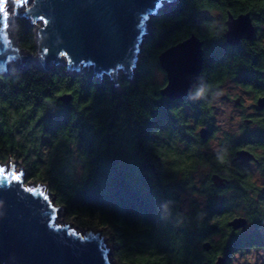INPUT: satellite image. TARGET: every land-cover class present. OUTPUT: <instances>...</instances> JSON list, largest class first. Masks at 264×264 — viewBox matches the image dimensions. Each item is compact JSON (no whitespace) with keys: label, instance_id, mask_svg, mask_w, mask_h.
<instances>
[{"label":"trees","instance_id":"1","mask_svg":"<svg viewBox=\"0 0 264 264\" xmlns=\"http://www.w3.org/2000/svg\"><path fill=\"white\" fill-rule=\"evenodd\" d=\"M214 12L221 18L215 20ZM228 12L250 15L257 33L249 43L260 46L264 0H177L152 19L134 79L130 82L121 76L120 89L108 77L97 80L90 71L71 74L65 65L49 72L31 64L23 71L12 65L7 76L0 75V162L20 161L30 183L47 188L67 223L79 230L101 231L120 264H184L178 250L171 248L170 252V225L180 220L182 227L195 228L194 219L184 213L174 219L164 201L172 195L168 188L162 200L159 195H148L152 185L141 157L137 167L129 166L142 150L144 155L149 148L151 159L165 149L164 171L151 161L149 176L166 182L176 179L177 188L171 190L181 195L188 190L207 192L208 188H197L191 181L205 157L200 144L194 145L189 120L193 117L197 122L204 110L200 100L186 113L183 108L156 105L161 98L153 73L144 71L157 68L162 50L195 34L210 50L214 72H237L234 58L228 63L235 57L233 52L228 57L223 54ZM16 33L19 47L35 54L36 28L29 20L18 18ZM242 55L259 62V57ZM64 94L72 95L68 105L59 100ZM172 121H177L174 130ZM147 125L149 138L143 131ZM162 134L167 140L159 148L157 140ZM173 148L178 150L176 165L167 163ZM194 150L196 156L187 157ZM197 215V220H207L204 210Z\"/></svg>","mask_w":264,"mask_h":264},{"label":"water","instance_id":"2","mask_svg":"<svg viewBox=\"0 0 264 264\" xmlns=\"http://www.w3.org/2000/svg\"><path fill=\"white\" fill-rule=\"evenodd\" d=\"M176 2L0 0V75L7 76L10 65L23 71L31 64L44 72L65 65L71 74L87 69L97 80L108 77L114 88L120 89L121 76L132 80L152 19ZM10 3L15 5L14 25L19 17L37 26L35 56L18 50L14 33L9 43ZM27 3L31 5L18 13L17 7ZM254 36L248 13L236 17L227 13L223 33L227 44L237 46L242 40L252 41ZM202 47L203 41L192 34L159 55V65L167 75L161 95L180 100L193 91L202 68ZM59 100L68 105L72 95L64 94ZM244 154L239 152L237 156ZM49 196L42 184L25 185L19 161L10 162L9 168L0 162V264H114L109 258L112 249L102 232H80L66 221L58 224L61 209ZM245 225L244 218L229 222L233 229Z\"/></svg>","mask_w":264,"mask_h":264},{"label":"flooded vegetation","instance_id":"3","mask_svg":"<svg viewBox=\"0 0 264 264\" xmlns=\"http://www.w3.org/2000/svg\"><path fill=\"white\" fill-rule=\"evenodd\" d=\"M254 27L256 34V26ZM202 41L203 62L199 80L193 91L182 99L171 100L161 95V90L167 84V75L160 67L158 57L168 48L157 55V68L144 72H152V76L154 72L163 75L161 83L155 84L161 98L155 102L156 105L183 108L186 113L195 100H200L204 113L200 111V119L198 117L197 122L193 117L189 121L195 137L194 145L200 144V153L205 160L199 163L198 170L191 174V181L197 188L206 187L208 191L196 192L199 196L188 201L187 198L183 199L178 191L171 190L177 188L176 179L166 182L162 177L158 180L156 177H150L148 173L152 163L158 165L161 172L164 171V154L167 152L165 149L160 150L162 156H154L151 159L149 148L144 155L141 154L142 150L136 156L135 163L134 159L131 160L129 168L137 167L141 157L142 167L148 175V184L152 185L148 195H159L158 199L162 200L161 195L168 188L172 195L164 201H167L168 210L173 212L174 219H179L180 213L194 219L195 228L182 227L180 220L170 225L172 229L169 231L174 244L171 247V241L170 252L171 248L178 250L181 263L264 264V55L261 51H264L261 48L264 41L260 42V46L256 42L253 44L246 40L240 41L237 46H231L225 41L223 54L228 57L233 52L232 55L237 56L228 60L230 63L234 58L233 61L239 68L237 72H214L210 50L205 41ZM242 53L252 59L259 57V62L246 60ZM136 72L137 69L132 80L128 81H133ZM215 101L226 105L228 109V115L222 121L223 126L218 122L219 117L214 114L217 109ZM176 127L177 121H172L171 128L174 130ZM202 130L204 132H201ZM143 131L146 138H149L148 125ZM166 140L163 134L158 136V147L162 148ZM174 140L173 136V144ZM214 140L216 147L212 149L209 144ZM239 152L246 154L238 157ZM196 153L197 150H194L193 153H188L187 157L196 156ZM168 155L167 163L176 165L178 150H172ZM192 159L196 160L195 157ZM201 168H204V173L197 181L195 174ZM169 173L172 175L173 172ZM183 205L188 209L183 211ZM148 209L149 206L146 205L144 211L148 212ZM200 210L205 211L207 220L196 219ZM235 218H244L245 227L233 229L229 226V222ZM221 220L225 221L224 224L218 223Z\"/></svg>","mask_w":264,"mask_h":264},{"label":"rangeland","instance_id":"4","mask_svg":"<svg viewBox=\"0 0 264 264\" xmlns=\"http://www.w3.org/2000/svg\"><path fill=\"white\" fill-rule=\"evenodd\" d=\"M31 5V3H27L26 5H23V6H20V7H17V11H18V13H23L24 11H25V8L27 7V6H30ZM165 5H167L166 3H165ZM167 7H171V6H169V5H167ZM7 13L9 14V16L12 18V20H11V22H10V24H9V43H12V36H13V33H14V35H15V41H16V44H17V46H18V50L20 51V52H22V53H27L26 51H24V50H22L20 47H19V45H18V42H17V33H16V25H14V17H15V5L13 4V3H10L9 5H8V9H7ZM213 16L215 17V20H218V19H220L221 18V15H220V13H218V12H214L213 13ZM19 17H17L16 18V21H17V19H18ZM38 26H40V24L37 22L36 23ZM33 26L37 29V26L36 25H34L33 24ZM32 56H35V54H31ZM12 65H10V67H11ZM9 67V68H10ZM83 71H88L87 69H85V70H83ZM163 80V75L160 73V72H154V76H153V78H152V81L155 83V84H158V83H161V81ZM216 100H217V102H218V98L216 97ZM216 101H215V103L214 104H217V109H216V111L214 112V114H215V116H218L219 118H218V122L221 124V126H223V123H222V121H223V119L225 120V118H226V116L228 115L227 114V112H228V109H227V106L226 105H223V104H218ZM224 110L226 111L225 113H224ZM215 141L216 140H214L213 142H211L210 144H209V147H211L212 149L213 148H215L216 146H215ZM13 161H17V160H14V159H10V160H8V161H6V162H2V164L3 165H5L6 163H7V167L9 168L10 167V162H13ZM20 162V161H19ZM21 163V162H20ZM22 164V163H21ZM22 166V165H21ZM15 168H16V173H19L21 170H20V164L19 163H17V164H15ZM23 168V167H22ZM206 169V168H205ZM23 171H24V183H25V185H27L28 184V182H30L29 180H28V178H27V175H26V172H25V170H24V168H23ZM203 173H204V168H201V169H199V171L195 174V177H196V179L195 180H199V179H201V177H202V175H203ZM197 185H199V184H197ZM182 196V198L183 199H185V198H187V200L189 201L190 199H192V198H196L197 196H199L197 193H195V192H191V191H187V192H185L183 195H181ZM49 198H51V200L53 199L52 198V196L50 195L49 196ZM182 209H183V211H185V210H187L188 208H187V206H185V205H183V207H182ZM64 221H66L65 220V218H64V216H63V214H62V212H61V210H59L58 211V216H57V223L58 224H63V222ZM67 222V221H66ZM73 228H74V226L73 225H71ZM77 231H80V232H84V230H79V229H76ZM101 236V235H100ZM102 237V236H101ZM108 241V240H107ZM108 244H109V241H108ZM110 245V244H109ZM110 247H111V245H110ZM111 249H112V251H111V253H109V258L111 259V261H112V263H114V264H120V263H118L115 259H114V257H113V248L111 247Z\"/></svg>","mask_w":264,"mask_h":264},{"label":"snow or ice","instance_id":"5","mask_svg":"<svg viewBox=\"0 0 264 264\" xmlns=\"http://www.w3.org/2000/svg\"><path fill=\"white\" fill-rule=\"evenodd\" d=\"M25 2H27V0H25ZM63 55V54H62Z\"/></svg>","mask_w":264,"mask_h":264}]
</instances>
